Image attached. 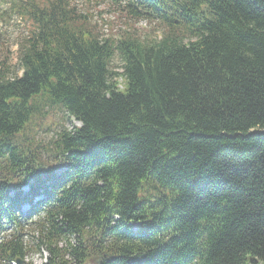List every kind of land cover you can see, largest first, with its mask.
Listing matches in <instances>:
<instances>
[{"label": "trees", "instance_id": "trees-1", "mask_svg": "<svg viewBox=\"0 0 264 264\" xmlns=\"http://www.w3.org/2000/svg\"><path fill=\"white\" fill-rule=\"evenodd\" d=\"M111 2L163 33L7 0L24 35L18 70L0 63V264H264V0ZM50 111L79 124L40 140Z\"/></svg>", "mask_w": 264, "mask_h": 264}, {"label": "rangeland", "instance_id": "rangeland-1", "mask_svg": "<svg viewBox=\"0 0 264 264\" xmlns=\"http://www.w3.org/2000/svg\"><path fill=\"white\" fill-rule=\"evenodd\" d=\"M72 5H75L78 9L88 13V17L91 24L95 26L97 31L104 36L122 33L127 30L132 31L144 38L146 41L157 39L163 31L164 26L157 21H151L146 19H129L125 17V14L117 12V7L113 5L111 0H70ZM8 7L7 0H0V63L1 60L7 56V63L11 71L18 70L17 59V47L18 43L24 35V23L19 20L14 14L8 16L4 14V10ZM110 69L113 71H121V61L117 55H115L111 61ZM120 81V79H119ZM79 123L73 118H66L64 115L55 111H50L48 115H45L41 120V128L36 130L38 139L48 141L52 138L55 131L65 126L67 129H71L74 125ZM48 151L43 152L46 156ZM23 191H27V187L23 188ZM23 207L20 208V210ZM34 220V217L32 218ZM136 227V225H133ZM29 235L27 236V238ZM46 252L40 253L31 251L26 257L25 261L31 264H41L44 262ZM92 261V259H91Z\"/></svg>", "mask_w": 264, "mask_h": 264}, {"label": "water", "instance_id": "water-1", "mask_svg": "<svg viewBox=\"0 0 264 264\" xmlns=\"http://www.w3.org/2000/svg\"><path fill=\"white\" fill-rule=\"evenodd\" d=\"M98 258H99V257H93V258H92V261H93L94 264H97V263H98ZM17 263L20 264L21 261H20V260H17Z\"/></svg>", "mask_w": 264, "mask_h": 264}, {"label": "bare ground", "instance_id": "bare-ground-1", "mask_svg": "<svg viewBox=\"0 0 264 264\" xmlns=\"http://www.w3.org/2000/svg\"><path fill=\"white\" fill-rule=\"evenodd\" d=\"M208 133V132H207Z\"/></svg>", "mask_w": 264, "mask_h": 264}]
</instances>
